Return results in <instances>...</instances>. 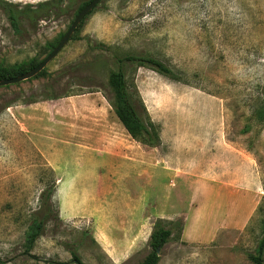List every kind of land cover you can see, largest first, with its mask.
I'll use <instances>...</instances> for the list:
<instances>
[{
  "label": "rangeland",
  "instance_id": "1",
  "mask_svg": "<svg viewBox=\"0 0 264 264\" xmlns=\"http://www.w3.org/2000/svg\"><path fill=\"white\" fill-rule=\"evenodd\" d=\"M81 1L23 19L19 31L0 4V64L45 57ZM125 53L151 55L176 77L125 66L159 126L156 146L133 139L109 104L107 76ZM75 64L72 77L62 72ZM44 68L0 86V264H76L73 250L86 264H140L157 219L182 229L156 264H253L264 218V119L252 115L264 0H102ZM45 189L57 216L27 249Z\"/></svg>",
  "mask_w": 264,
  "mask_h": 264
},
{
  "label": "trees",
  "instance_id": "2",
  "mask_svg": "<svg viewBox=\"0 0 264 264\" xmlns=\"http://www.w3.org/2000/svg\"><path fill=\"white\" fill-rule=\"evenodd\" d=\"M74 1L75 0H44L37 3L35 6L31 4L22 6L6 1H0V4L4 7L6 17L13 29L19 31L23 19L33 22L38 17H45L50 12H54L56 15L63 14L69 9L71 3ZM89 1L90 0L81 1L76 8L77 12ZM91 12L92 9L86 15ZM62 35L63 34L60 35L55 43L52 42L47 44V49L49 51L54 48ZM42 59L39 60L36 57H33L22 62L0 64V80L22 74L35 67ZM115 61L117 67L109 71L106 83L110 91V97H108L109 104L118 120L133 139L142 144L156 146L160 143L159 126L150 119L138 92L131 87V83L126 75L125 66H145L169 78L176 77L169 66L148 54L125 53L121 56H116ZM77 66H79V64L67 65L62 72L69 75L72 72L71 70ZM45 72L46 69L43 68L35 76L44 74ZM69 76L72 77V74ZM75 80L78 81L77 84L83 85V83H81V80L83 79L75 77ZM56 97H58V95H45V98ZM252 115L257 120L264 119V85L261 89L259 105L253 110ZM52 194V189L43 190L40 195L39 210L33 212L30 216V221L25 231L27 249L31 248L35 240L44 233L47 221L57 216L56 209H54V204L51 201ZM173 226H178L179 233L181 232V223L178 221H164L162 219H157L154 222L147 242L149 250L141 260L140 264H156L158 262L160 249L174 236ZM260 229L261 236L257 241L254 252L247 254L248 259L253 264H263L264 262V218L260 221ZM71 256L72 262L76 264H86L74 250L71 251Z\"/></svg>",
  "mask_w": 264,
  "mask_h": 264
},
{
  "label": "water",
  "instance_id": "3",
  "mask_svg": "<svg viewBox=\"0 0 264 264\" xmlns=\"http://www.w3.org/2000/svg\"><path fill=\"white\" fill-rule=\"evenodd\" d=\"M101 1L102 0H90L85 6H83L76 13L75 17L73 18L67 30L63 33L58 43L35 67L17 76L1 79L0 86L13 84L25 80L36 75L39 71H41L46 66V64L58 53V51L63 47V45L69 40L80 20Z\"/></svg>",
  "mask_w": 264,
  "mask_h": 264
}]
</instances>
